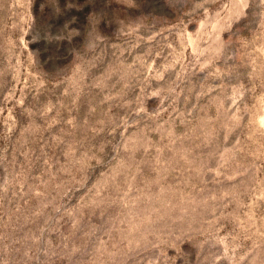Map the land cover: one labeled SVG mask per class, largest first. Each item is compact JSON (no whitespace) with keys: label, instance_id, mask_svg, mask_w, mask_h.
I'll return each instance as SVG.
<instances>
[{"label":"rangeland","instance_id":"rangeland-1","mask_svg":"<svg viewBox=\"0 0 264 264\" xmlns=\"http://www.w3.org/2000/svg\"><path fill=\"white\" fill-rule=\"evenodd\" d=\"M0 264H264V0H0Z\"/></svg>","mask_w":264,"mask_h":264}]
</instances>
